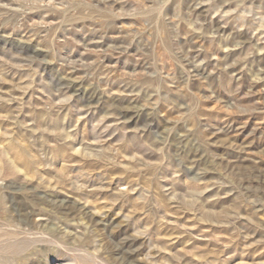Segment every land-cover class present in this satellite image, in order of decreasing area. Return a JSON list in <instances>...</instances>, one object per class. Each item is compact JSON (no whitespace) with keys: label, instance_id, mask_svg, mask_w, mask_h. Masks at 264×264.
Returning <instances> with one entry per match:
<instances>
[{"label":"rangeland","instance_id":"1","mask_svg":"<svg viewBox=\"0 0 264 264\" xmlns=\"http://www.w3.org/2000/svg\"><path fill=\"white\" fill-rule=\"evenodd\" d=\"M248 1L0 0V264H264Z\"/></svg>","mask_w":264,"mask_h":264},{"label":"bare ground","instance_id":"2","mask_svg":"<svg viewBox=\"0 0 264 264\" xmlns=\"http://www.w3.org/2000/svg\"><path fill=\"white\" fill-rule=\"evenodd\" d=\"M252 1H253V0H249L248 2H250V3L252 4ZM240 2H241V1H240ZM242 3L244 4V2H241V4H242ZM250 3H249V4H250ZM253 3H254V2H253ZM227 5H228V3H227ZM214 8H215V7H214ZM214 8H213V9L211 8V9H209V10H207V9H203V8H202V9H200V10L198 11V14L202 15V17H203V16L206 14V12H208V11H211V12H212V10H213V12H214V10H215ZM216 11H217V10H216ZM219 31H220V30H219ZM94 215H95V214H94ZM91 216H92V214H91ZM98 217H99V216H98ZM103 217H104V216H103ZM100 223H101V222H100ZM96 224H98V223H96ZM97 227H98V226H97ZM2 263H3V262H2ZM2 263H1V264H2Z\"/></svg>","mask_w":264,"mask_h":264}]
</instances>
